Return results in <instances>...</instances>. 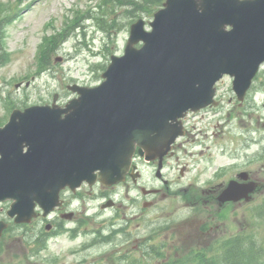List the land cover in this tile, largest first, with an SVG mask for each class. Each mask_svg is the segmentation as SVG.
<instances>
[{
    "label": "rangeland",
    "instance_id": "1",
    "mask_svg": "<svg viewBox=\"0 0 264 264\" xmlns=\"http://www.w3.org/2000/svg\"><path fill=\"white\" fill-rule=\"evenodd\" d=\"M1 4L0 125L9 117V106L50 103L54 93L64 104L74 95L67 85L98 84L110 55L122 54L130 23L139 16L151 18L123 0H0ZM41 50H46V64ZM262 71L258 78H263ZM231 95V78L224 76L218 83L219 105L201 110L194 119L198 130L192 128L187 137L177 140L165 169L172 179L170 196H157L152 206L144 208L140 189L129 181L128 187H117V207L102 210L99 187H83L68 196L70 209L80 215L66 220L42 247L31 241L36 233L32 225H12L0 238V264H166L201 258L223 264L219 256L227 243L221 236L198 242L195 235L197 224L199 229L207 222L208 229H215L217 223L210 220L213 208L202 209L212 204L201 202L199 190L211 193L242 170L264 176V123L253 114L261 110L263 96L251 97L248 111L229 101ZM141 166L142 183L160 187L154 169ZM189 185L199 189L198 206L186 203L183 192H176ZM263 203L264 193L259 192L244 207L229 212V221L219 218V224L231 227L240 220L251 228V245L264 246V225L259 220ZM7 208L8 202L0 203V212ZM236 262L264 264V255L258 260L253 252Z\"/></svg>",
    "mask_w": 264,
    "mask_h": 264
},
{
    "label": "water",
    "instance_id": "2",
    "mask_svg": "<svg viewBox=\"0 0 264 264\" xmlns=\"http://www.w3.org/2000/svg\"><path fill=\"white\" fill-rule=\"evenodd\" d=\"M149 25L131 24L99 85L72 86L79 96L65 108L55 95L52 106L14 110L0 127V201L13 200L15 222H29L36 203L49 212L66 185L123 180L136 146L146 159L162 156L188 109L216 103L219 78L232 76L242 99L264 61V0H166ZM253 184L231 180L220 199L236 200ZM5 227L0 221V235Z\"/></svg>",
    "mask_w": 264,
    "mask_h": 264
},
{
    "label": "flooded vegetation",
    "instance_id": "3",
    "mask_svg": "<svg viewBox=\"0 0 264 264\" xmlns=\"http://www.w3.org/2000/svg\"><path fill=\"white\" fill-rule=\"evenodd\" d=\"M264 66V65H263ZM260 71H262V69H260ZM263 72V78H258L255 77L251 86L249 87V89L246 92V95L244 97L243 101H237L235 99V97L230 96L228 98L229 101L234 102L237 106H242L244 107L245 110L249 111V107H250V100H253L251 97H255V95H259V96H263V102H262V106H261V110H253V114L258 117L259 119H263V123H264V115L263 113H261V111L264 112V71ZM219 100V99H218ZM219 103V102H218ZM207 108H212V106H208L204 109ZM196 115H198V113L194 114V113H188L184 120V131H185V136H183V138L187 137V135H189L192 132V128H197L195 127L194 124V119L196 117ZM198 133V132H197ZM250 143V140H248V144ZM182 143H179V146H182ZM264 147V146H262ZM177 148V141L172 145V148L170 150V152L165 155L162 160H161V173L158 176L157 173H159L157 171L158 165L160 163L159 159H155L152 161H144L143 158H140L136 153L134 154V164H136L137 168L135 171H133L132 169H129L127 174H126V178L124 180V184H126L129 180L132 181V183L138 187L141 191H142V186L146 187L145 185H143L141 182L142 178H143V170H142V166L141 163L146 162L148 165H150L152 168H154V178L155 180L158 181V183L161 185L160 187L157 186H150L148 188V192L146 194H143L144 197L141 196V199L143 201V203L145 202L146 205H150L153 204L154 202H156V197L160 196L161 198H167L168 196H170V194H172V179L169 178L166 175V171L165 169L168 167L167 163L168 158L170 156H172L175 152V149ZM262 149H261V153H262ZM263 156H264V152H263ZM185 170V166H181L180 168V172L182 173ZM140 171V172H139ZM157 171V172H156ZM133 175H137V180L134 181L133 180ZM234 178V177H232ZM248 178L252 179V180H257L259 181V187H258V191H261V193H264V176L263 177H253L251 176L250 173H248ZM98 184V183H97ZM86 185V184H85ZM100 189L102 191V198L101 199H109V198H114L115 197V193L117 192L116 187L118 185H112V186H102L100 185ZM224 188L223 184H219L217 185V187L215 189H213L211 191V193H208L204 190H200V195L201 197L199 198L201 200V202L203 203H208L211 202L212 205H214L215 207L213 209H215V215L211 216L210 220H216L217 223L215 225V229L210 228L208 229L206 226L204 228H202L200 226V232H201V236H198V224L196 226L195 229V235H197V240L198 242H204L209 240L210 238H215V237H219L221 236L222 238H225L226 240H229V242L233 245L235 241H239L241 243V245H249V227L245 226L244 222H240V220H238L235 223H232V226H234L236 224V228H232L231 227H227L224 223L221 225L219 224V218H224L225 220H228L229 217V212L233 213L236 211V208L238 207H244L246 202L244 201H238L235 203L232 202H226V203H221L218 204L217 201V196L218 194L221 192V190ZM177 191H181L183 192V197L186 201V203L191 204L192 206H196L198 205V189L197 187H193L192 185L186 186V187H179ZM76 193H72L68 188H64L61 192H60V197L62 200V203L60 206L56 207L55 210L53 212H51L48 216L44 217L42 215V212L40 209H38V215L28 224V225H32L34 228H36V237H40V239L49 236L53 229L58 227L60 224L63 223L64 217L63 214L71 211L70 209V201H69V195L72 196ZM153 197L154 200H148L150 199V197L147 198V196ZM264 204V203H263ZM115 205V204H114ZM207 209L210 208L209 205L205 206ZM79 214V213H78ZM72 217H74V214L72 215ZM4 218V214L2 212H0V219ZM196 220H198V213H197V217ZM39 223V226H36V223ZM230 222H233V220H231ZM205 223V222H204ZM203 223V224H204ZM49 224V226H47ZM202 224V225H203ZM206 224V223H205ZM245 250H247L248 248L246 246H243Z\"/></svg>",
    "mask_w": 264,
    "mask_h": 264
},
{
    "label": "trees",
    "instance_id": "4",
    "mask_svg": "<svg viewBox=\"0 0 264 264\" xmlns=\"http://www.w3.org/2000/svg\"><path fill=\"white\" fill-rule=\"evenodd\" d=\"M163 0H138L137 2H139L138 4V9L139 10H145L146 12H152L153 10H155L159 5L160 3L162 2ZM128 4L129 5H132L134 6V0H127ZM46 52H42V56L44 57V59H46ZM158 254V253H155V255ZM94 264H99V262H93ZM127 264H139L137 262H129ZM166 264H213L210 260L208 259H205V258H202V259H199L198 261H194V262H191V263H186L184 260H175L173 262H166Z\"/></svg>",
    "mask_w": 264,
    "mask_h": 264
}]
</instances>
